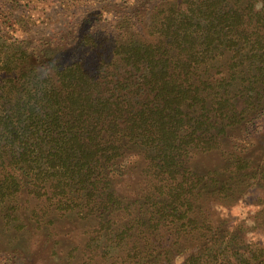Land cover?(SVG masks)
<instances>
[{"label": "trees", "instance_id": "1", "mask_svg": "<svg viewBox=\"0 0 264 264\" xmlns=\"http://www.w3.org/2000/svg\"><path fill=\"white\" fill-rule=\"evenodd\" d=\"M154 3L139 35L128 23L101 36L79 25L62 61L33 60L0 37V209L26 187L58 212L97 216L109 239H131L137 226L132 264H175L177 254H189L182 264H264L263 239L244 240L257 219L216 224L203 205L207 175L188 167L192 153L219 150L228 127L263 121L264 0ZM250 107L259 112L248 117ZM229 160L231 176L211 181L220 200L240 190L237 176L264 183L251 159ZM136 170L133 215L116 184ZM119 209L127 219L114 231Z\"/></svg>", "mask_w": 264, "mask_h": 264}, {"label": "rangeland", "instance_id": "2", "mask_svg": "<svg viewBox=\"0 0 264 264\" xmlns=\"http://www.w3.org/2000/svg\"><path fill=\"white\" fill-rule=\"evenodd\" d=\"M144 2L149 0H0V37L10 42L18 41L33 60L37 56L43 59L54 53L62 61V52L66 45L72 39H78L77 35H73L79 25L89 31H97L96 34L101 36L103 33L118 35L119 25L128 23L139 35L144 28L143 21L146 23L147 19V15L141 11L156 4L152 0L145 6ZM133 23L137 27H132ZM262 106L263 104L259 109L263 110ZM257 109L250 107L247 116L259 112ZM258 117L263 120L261 125L254 126L252 123L255 122L251 120L248 126L228 127L221 148L192 153L188 167L199 176L207 175L208 180L205 183L209 184V190L204 193L203 205H206L207 214L216 219V224L224 221L229 228H234L243 222L251 226L256 218L258 232L249 233L244 240L255 242L263 239L264 245V216L261 213L264 210V183L255 180L251 177L252 174L246 177L241 175L240 181L237 176L230 181V185L232 183L234 188L237 181V186L242 185L240 190L238 187L232 198L220 200L216 193L218 188L213 191L214 183L211 182L217 179L219 184L224 182L221 175H230L228 172L231 170L232 160L229 159L234 153L251 159L252 169H264V113ZM136 158L127 157L121 164L123 170L127 171ZM137 174L140 177L136 170V175L132 173L125 176L116 184L117 191L122 196L125 195V201L130 205L136 203V207L129 209L133 215L137 214L135 209L140 203L137 200L140 198L138 192L142 191ZM260 184L263 186L260 187ZM124 212L119 209L114 213V221L117 223L114 231L126 222L127 216ZM99 223L97 216H85L77 209L58 212L52 202L30 193L25 187L0 209V264L135 262L136 254L131 248L136 241L141 243L136 236L137 226L131 232V239L118 241L113 236L109 239L104 231H100ZM173 240V237L165 239L161 247L170 245ZM150 248H158L155 254L161 255L162 248L159 246ZM188 255L177 254L175 264H182Z\"/></svg>", "mask_w": 264, "mask_h": 264}]
</instances>
